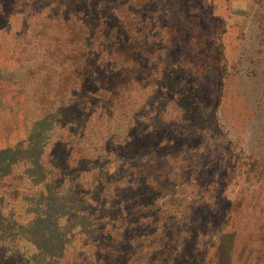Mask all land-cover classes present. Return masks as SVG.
<instances>
[{"label": "trees", "instance_id": "trees-1", "mask_svg": "<svg viewBox=\"0 0 264 264\" xmlns=\"http://www.w3.org/2000/svg\"><path fill=\"white\" fill-rule=\"evenodd\" d=\"M231 1L58 3L56 16L70 27L76 51L70 75L79 90L84 80L93 82L87 91L93 98L61 104L46 117L54 128L49 143L57 149L50 165L41 148L28 159L0 150V234L2 242L10 239L7 246L12 243L0 249V264H21L8 254L22 242L37 254L31 264H264L257 261L264 256V223L242 225V210L218 208L229 198L215 195L214 184L211 200L189 197L183 204L180 188L208 178L198 172L193 138L176 131L188 105L177 96L164 107L151 103L162 84L176 87L169 78L178 68L199 80L187 85L193 91L204 83L206 99L199 95L190 106L201 118L200 134L226 144L221 148L229 158L236 122L225 110H234L237 98L228 76L264 75L261 63L242 72L229 62L225 44L229 29L252 23L264 53V0L241 1L244 14L236 26L229 19ZM72 2L87 8L70 12ZM222 4L225 15L217 19L211 13ZM244 37L240 31L238 39L244 43ZM254 59L246 54L249 64ZM73 107L83 108L81 118L66 115ZM84 175L94 176L87 182ZM199 207L209 210L204 221Z\"/></svg>", "mask_w": 264, "mask_h": 264}, {"label": "rangeland", "instance_id": "rangeland-1", "mask_svg": "<svg viewBox=\"0 0 264 264\" xmlns=\"http://www.w3.org/2000/svg\"><path fill=\"white\" fill-rule=\"evenodd\" d=\"M60 1H0V150L12 149L13 157L28 159L41 148L44 149L43 155L47 154L43 159L47 165L52 163L50 155L52 152L56 153L57 149L49 143L54 128L51 126L53 121L47 120L46 117L60 109L61 104L71 103L75 99H78L75 103L92 101L93 96L87 91L95 88L94 83L87 79L79 90V85L70 75V71L74 72L77 65L73 62L69 67L76 51L73 47V38L68 33L70 27L65 28L58 20L60 18L56 16ZM241 1L243 0L231 1L234 5L229 19L235 26L244 14V3ZM86 8L73 2L68 6L70 12ZM211 14L217 19L224 16L223 4L219 9H213ZM84 15L87 21H91L92 17L89 14ZM240 31L245 35L244 43L238 39ZM225 44L229 62L234 61L242 72L247 67H258V63H261L259 66L264 70V53L260 52L257 46L259 42L254 24H246L241 29L236 27L229 29ZM246 54H252L256 61L249 64L245 60ZM172 72L176 73L169 81H176V87L162 84V94L151 103L157 107H164L168 97L177 96L178 102L188 105L186 121L181 123L176 131L193 138V154L199 161L198 172L200 174L205 172L208 176L203 181L205 183L197 184L198 186L191 183L180 188L183 204L189 197H193L197 202L199 199L211 200L214 189L210 185L214 184L215 195L222 192L227 199L229 198V201H225L226 198L225 202L218 201V208L228 209L229 205H232L231 209L242 210L246 217L242 220V225L251 220L257 226L264 223V219L261 220L259 217L264 213V75L260 78L247 75L233 78L235 72L233 71L228 76L227 81L232 80L237 98L234 110L230 105H227L225 110L228 116H232V122H236V127L229 130L237 141L231 144V148L230 145L227 147L230 153L228 158L221 148L227 146L226 144L219 140L215 143L210 139V135L200 134L201 118L194 107L190 106L191 102L197 101L199 95L206 99L208 87L201 83L199 91L195 92L187 85L192 82L198 83V79H193L183 69L178 68ZM182 80L184 87L181 88L179 85ZM166 89L167 94L163 96ZM85 97H90V100L84 99ZM169 109V113H175L171 107ZM81 110L83 108L73 107L66 110V115L70 119L81 118L83 116ZM232 122L227 120L228 129ZM217 147L220 149L221 157ZM25 161L27 164V160ZM64 176L66 177L64 180L73 179L69 175ZM93 176L84 175L83 180L90 182ZM197 212L198 215H202V221L210 215L209 210L202 207H199ZM2 236L4 235L0 234V249H11L12 243L10 247L7 246L10 239L2 242ZM1 243L4 244L3 248ZM29 250L30 247L25 243H18L8 256L15 258L17 263L31 264L37 254H32L33 252ZM242 260V257L237 259L239 263ZM257 261L264 262V256L258 257Z\"/></svg>", "mask_w": 264, "mask_h": 264}]
</instances>
